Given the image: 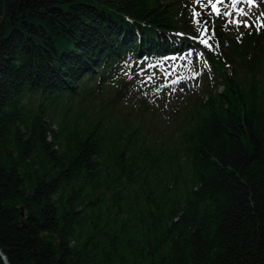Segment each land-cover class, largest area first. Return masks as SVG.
<instances>
[{"label":"trees","instance_id":"obj_1","mask_svg":"<svg viewBox=\"0 0 264 264\" xmlns=\"http://www.w3.org/2000/svg\"><path fill=\"white\" fill-rule=\"evenodd\" d=\"M247 24L202 0H0L10 264H264V18Z\"/></svg>","mask_w":264,"mask_h":264},{"label":"rangeland","instance_id":"obj_2","mask_svg":"<svg viewBox=\"0 0 264 264\" xmlns=\"http://www.w3.org/2000/svg\"><path fill=\"white\" fill-rule=\"evenodd\" d=\"M202 1L207 2V0H202ZM214 2H215V0H214ZM232 4H233V0H224V2L222 4H217V7L219 8L220 13H221L220 15L222 17V20L226 24L228 29H230V30H235L238 33V32H241L245 27V25L243 23H240V24L232 23L231 21H233V20L247 21L248 22V20H250L252 18H256V17L264 18V15H262V13H264V0H254V4L252 6H249V4L246 2V0H240V2L235 5V8L232 7ZM237 9H243L244 12L247 13V15H241L240 12L237 11ZM226 11L231 12L232 15L231 16L223 15V13ZM184 57H186L187 59L192 57V59L194 58V62L207 64L204 52L201 50H199L197 52V54H195V55L194 54H187L186 56H183L182 58H184ZM167 65H168V67H170L171 64L168 63ZM163 71L165 72L164 74H167L166 68H164ZM191 78L194 80H197V78H195L194 75ZM166 79H167L166 77H161L159 79V81H163ZM219 89H221V87H219ZM164 97H165V92L162 93V98H164ZM167 102H168L167 108L169 109L171 107V102L170 101H167ZM156 115H160V114L158 112H156Z\"/></svg>","mask_w":264,"mask_h":264},{"label":"snow or ice","instance_id":"obj_3","mask_svg":"<svg viewBox=\"0 0 264 264\" xmlns=\"http://www.w3.org/2000/svg\"><path fill=\"white\" fill-rule=\"evenodd\" d=\"M224 2V0H207V3L208 5L211 6L212 10L217 14V15H220V10L219 8L217 7V4H222ZM240 0H233V4H232V7L235 8V5L237 3H239ZM246 2L249 4V6H252L254 4V0H246ZM237 11L240 12L241 15H247L246 12H244L243 9H237ZM195 15H199V13H195ZM223 15L225 16H231L232 13L231 12H224ZM262 15H264V13H262ZM232 23H237V24H240V23H243L245 26H249L247 24V21H238V20H233L231 21ZM197 23H200V21H197ZM205 32L208 31V29H204ZM201 43L205 44V45H208V41L206 39H201ZM209 47H211V45H208Z\"/></svg>","mask_w":264,"mask_h":264},{"label":"water","instance_id":"obj_4","mask_svg":"<svg viewBox=\"0 0 264 264\" xmlns=\"http://www.w3.org/2000/svg\"><path fill=\"white\" fill-rule=\"evenodd\" d=\"M0 258L3 261L4 264H10L7 260L6 255L3 253V251L0 249Z\"/></svg>","mask_w":264,"mask_h":264}]
</instances>
